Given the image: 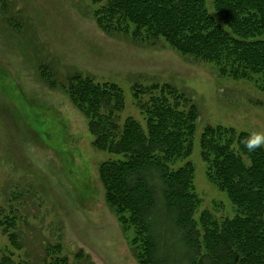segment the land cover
Masks as SVG:
<instances>
[{
  "label": "trees",
  "instance_id": "1",
  "mask_svg": "<svg viewBox=\"0 0 264 264\" xmlns=\"http://www.w3.org/2000/svg\"><path fill=\"white\" fill-rule=\"evenodd\" d=\"M214 8L226 28L206 0H108L93 14L108 35L148 47L163 40L183 57L214 64L218 76L254 81L264 92V0H214ZM42 77L55 88L52 73ZM60 85L89 120L93 147L123 155L101 163L99 174L109 208L125 232L133 228L129 241L139 264H264V149L248 151L241 139L249 133L221 125L203 130L207 176L236 212L218 219L205 210L197 220L195 168H172L194 151L199 110L187 94L170 84L135 85L145 130L132 116L121 122L125 97L116 83L76 73ZM10 211L0 209L3 233L25 254H0V264H36L22 229L29 221ZM40 241L39 264H96L83 249L71 259L60 240Z\"/></svg>",
  "mask_w": 264,
  "mask_h": 264
},
{
  "label": "rangeland",
  "instance_id": "2",
  "mask_svg": "<svg viewBox=\"0 0 264 264\" xmlns=\"http://www.w3.org/2000/svg\"><path fill=\"white\" fill-rule=\"evenodd\" d=\"M107 1L0 0V209L6 215L15 209L28 219L30 225L22 229L36 264L40 240H60L71 259L83 249L96 264H139L129 241L133 228L125 232L109 208L99 174L101 163L123 155L93 147L89 120L60 85L70 76L116 83L125 97L121 122L132 116L145 130L135 85L170 84L193 100L199 110L194 151L172 168L187 162L195 168L197 220L205 210L218 219L236 212L207 176L200 147L205 127L264 131V92L256 82L222 78L214 64L183 57L163 40L148 47L125 35L106 34L93 13ZM206 4L226 28L214 0ZM42 71L53 74L55 88ZM11 252L25 254L10 245L0 219V254Z\"/></svg>",
  "mask_w": 264,
  "mask_h": 264
},
{
  "label": "clouds",
  "instance_id": "3",
  "mask_svg": "<svg viewBox=\"0 0 264 264\" xmlns=\"http://www.w3.org/2000/svg\"><path fill=\"white\" fill-rule=\"evenodd\" d=\"M241 143L249 152L255 151L259 147H264V131H253L248 136L241 139Z\"/></svg>",
  "mask_w": 264,
  "mask_h": 264
}]
</instances>
